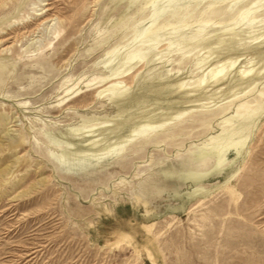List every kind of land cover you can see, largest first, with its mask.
Segmentation results:
<instances>
[{
	"label": "rangeland",
	"instance_id": "rangeland-1",
	"mask_svg": "<svg viewBox=\"0 0 264 264\" xmlns=\"http://www.w3.org/2000/svg\"><path fill=\"white\" fill-rule=\"evenodd\" d=\"M0 264H264V0H0Z\"/></svg>",
	"mask_w": 264,
	"mask_h": 264
},
{
	"label": "bare ground",
	"instance_id": "bare-ground-1",
	"mask_svg": "<svg viewBox=\"0 0 264 264\" xmlns=\"http://www.w3.org/2000/svg\"><path fill=\"white\" fill-rule=\"evenodd\" d=\"M19 38V37H18ZM84 85V84H83ZM89 86H93V83H88V84H85L84 87H89ZM83 87H76V85L72 86V87H68V89L65 91L66 92V95H65V98L62 97L64 100H66L67 98L70 97V95L72 94H79L82 92V89ZM63 101V100H62Z\"/></svg>",
	"mask_w": 264,
	"mask_h": 264
}]
</instances>
